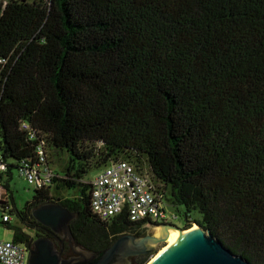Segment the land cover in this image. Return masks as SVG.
Returning <instances> with one entry per match:
<instances>
[{
	"label": "trees",
	"instance_id": "trees-1",
	"mask_svg": "<svg viewBox=\"0 0 264 264\" xmlns=\"http://www.w3.org/2000/svg\"><path fill=\"white\" fill-rule=\"evenodd\" d=\"M210 120L245 129L234 153ZM41 142L48 164V150L67 155L60 176L10 208L12 169L35 164ZM0 149L14 242L28 244L32 211L50 202L75 214L84 250L144 236L89 207L85 175L121 159L183 208L182 230L197 223L264 264V0H0Z\"/></svg>",
	"mask_w": 264,
	"mask_h": 264
},
{
	"label": "built area",
	"instance_id": "built-area-1",
	"mask_svg": "<svg viewBox=\"0 0 264 264\" xmlns=\"http://www.w3.org/2000/svg\"><path fill=\"white\" fill-rule=\"evenodd\" d=\"M21 128L29 129L26 123ZM2 156L0 149V225L10 224L13 220L7 208L1 209L5 204L2 177L8 171ZM36 156L33 165L22 161L17 174L33 190H43L52 186L53 180L59 177L47 163L42 142L36 147ZM88 182L91 189L90 210L103 222L126 214L127 219L137 224L139 230L151 234L163 224L174 225L173 222L180 218L177 212L170 210L171 205L162 185L155 182L146 170H139L131 162L121 159L111 161ZM27 252V246L23 243L0 241V264H27Z\"/></svg>",
	"mask_w": 264,
	"mask_h": 264
},
{
	"label": "water",
	"instance_id": "water-1",
	"mask_svg": "<svg viewBox=\"0 0 264 264\" xmlns=\"http://www.w3.org/2000/svg\"><path fill=\"white\" fill-rule=\"evenodd\" d=\"M32 215L42 226L66 239L77 257L71 261L61 259V252L55 249L49 239L38 237L27 247V264H128L131 257L138 255L152 256L146 264H250L243 256L230 252L220 240L198 225L188 231L174 225L159 226L176 229L180 236L168 248L153 256L152 248L168 240L166 235L126 234L114 239L104 250L87 251L78 247L72 239L68 224L75 219L74 213L56 204H45L36 207Z\"/></svg>",
	"mask_w": 264,
	"mask_h": 264
},
{
	"label": "rangeland",
	"instance_id": "rangeland-1",
	"mask_svg": "<svg viewBox=\"0 0 264 264\" xmlns=\"http://www.w3.org/2000/svg\"><path fill=\"white\" fill-rule=\"evenodd\" d=\"M2 1L6 2L8 0H2ZM209 125L210 126H209L208 132H209L210 137L223 140L225 142L224 149L226 151H231L232 153H234V149L242 145L244 132H245V129L243 127L238 126V125L233 126L229 124H224L222 122H218L217 120L215 121V123H212V120H210ZM48 153H49L48 162L50 164V167L58 174L59 172H61V168L63 167L62 165L65 163L67 155L60 156L58 158V157H51V153H52L51 150H48ZM100 170L101 169L92 170L90 173L85 175L84 181L92 180L100 172ZM17 173H18V170L14 168L12 169L10 180H8L6 175H3L2 178L4 182L8 180V183H9L8 191H6V199L9 203V207L20 209L23 204H25L28 200L31 199L33 195V188H31L26 183L24 178L19 177ZM58 175L60 176V174ZM71 194L72 193L69 191H65V190L59 191V196L64 197V198L69 197ZM170 207H171L170 209L171 211H175L178 214L183 209L181 207H178V209L176 210V208L172 205ZM192 217L199 219L198 215L194 213L192 214ZM173 224L174 226L178 228L181 227V229H183L182 226L184 225V222L181 217L178 219V221L173 222ZM197 225H198L197 223H192V225H190L188 229H190L192 226H197ZM188 229H184L183 231L188 230ZM151 233L156 234L154 231ZM145 234H147V232H145ZM12 236H13L12 229H10L8 225L1 224L0 225V241H6V240L11 241ZM164 245H165V242L155 245L152 248L153 249L152 254H154L153 256H155ZM151 258L152 256H149L148 261L151 260Z\"/></svg>",
	"mask_w": 264,
	"mask_h": 264
},
{
	"label": "flooded vegetation",
	"instance_id": "flooded-vegetation-1",
	"mask_svg": "<svg viewBox=\"0 0 264 264\" xmlns=\"http://www.w3.org/2000/svg\"><path fill=\"white\" fill-rule=\"evenodd\" d=\"M46 204H56V203L50 202ZM28 233L30 236H29V242L28 244H26L27 247L31 246V243L34 241V239L38 237L47 238L53 243L55 249L61 252L60 253L61 259L71 261L77 257L74 248L66 239L62 238V236L59 233H55V231L51 230L50 228L42 226L39 222H37V220L34 221V225L32 226L31 230L28 231ZM131 258L129 259L128 264H131Z\"/></svg>",
	"mask_w": 264,
	"mask_h": 264
},
{
	"label": "bare ground",
	"instance_id": "bare-ground-1",
	"mask_svg": "<svg viewBox=\"0 0 264 264\" xmlns=\"http://www.w3.org/2000/svg\"><path fill=\"white\" fill-rule=\"evenodd\" d=\"M194 228H195V226H192L189 230L194 229ZM154 232L156 233V235H159V236H165L166 235V237L168 239L165 241V245L161 248V250H159L158 253L163 251L165 248H168L171 244H173L175 241H177L179 236H180V232L178 230L171 229V228L167 229V228L158 227L154 230Z\"/></svg>",
	"mask_w": 264,
	"mask_h": 264
}]
</instances>
